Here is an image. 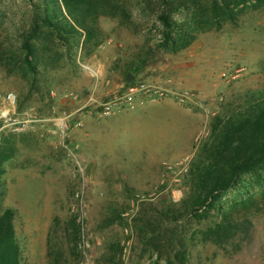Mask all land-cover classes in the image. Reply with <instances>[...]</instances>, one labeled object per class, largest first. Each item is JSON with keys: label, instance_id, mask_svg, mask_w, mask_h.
<instances>
[{"label": "rangeland", "instance_id": "1", "mask_svg": "<svg viewBox=\"0 0 264 264\" xmlns=\"http://www.w3.org/2000/svg\"><path fill=\"white\" fill-rule=\"evenodd\" d=\"M64 2L89 33L33 35L43 0H0V211H15L20 264H170L173 237L184 264H264V177L153 241L139 220L181 210L214 116L264 95V0L228 18L210 0L182 8L174 49L160 45L157 0H58L49 15ZM224 213L235 230L205 239Z\"/></svg>", "mask_w": 264, "mask_h": 264}, {"label": "trees", "instance_id": "2", "mask_svg": "<svg viewBox=\"0 0 264 264\" xmlns=\"http://www.w3.org/2000/svg\"><path fill=\"white\" fill-rule=\"evenodd\" d=\"M58 0H43V9L40 3H35L34 19L32 21L34 33L37 35L43 27H52L56 31L74 36L81 32L89 33L88 25L81 22L79 15H69V6L64 2L67 14L60 11L58 20L56 15H49L50 3L58 5ZM156 19L161 24L160 45L166 48H176L180 23L176 14L182 8L199 9L207 4L203 0H157ZM188 2H192L191 6ZM243 0H210V8L215 17L228 18L233 7L238 6ZM41 9L42 15L39 14ZM70 12V13H69ZM221 13V15H219ZM79 26L80 30L76 28ZM30 47L28 46V50ZM27 68L33 70L29 59L26 57ZM198 158L190 165V190L188 196L180 203L181 210H174L168 206L160 210L157 224L152 228L150 218L140 217L144 236L150 234L152 241L160 234L162 224H177L186 217L199 216L201 212L212 209H222L219 200L231 188L239 187L243 183L246 187L252 186L246 181L247 176L255 178L256 183L262 185L264 177V95L258 100L242 106L224 115L214 116L210 125L208 140L200 147ZM5 154L4 147L0 144V172ZM151 214V213H150ZM15 211L6 207L0 211V264H20V249L15 238L14 229ZM148 226V227H147ZM237 224L224 213L218 221L208 226L203 235L205 239L216 241L220 236L232 234ZM149 227L151 228L149 230ZM157 236V237H156ZM173 242V258L177 264H184L185 245L176 237ZM156 248H159L158 243ZM160 249V248H159ZM174 261L170 264H174ZM54 264H59V261Z\"/></svg>", "mask_w": 264, "mask_h": 264}, {"label": "built area", "instance_id": "3", "mask_svg": "<svg viewBox=\"0 0 264 264\" xmlns=\"http://www.w3.org/2000/svg\"><path fill=\"white\" fill-rule=\"evenodd\" d=\"M6 98H7V101L9 103H14L15 102V95L12 94V93H8Z\"/></svg>", "mask_w": 264, "mask_h": 264}]
</instances>
